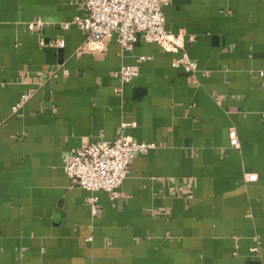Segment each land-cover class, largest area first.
Segmentation results:
<instances>
[{"label": "crops", "instance_id": "1", "mask_svg": "<svg viewBox=\"0 0 264 264\" xmlns=\"http://www.w3.org/2000/svg\"><path fill=\"white\" fill-rule=\"evenodd\" d=\"M82 2L0 0V264H264V0H170L177 53L88 43ZM121 135L154 147L93 213L65 165Z\"/></svg>", "mask_w": 264, "mask_h": 264}, {"label": "built area", "instance_id": "2", "mask_svg": "<svg viewBox=\"0 0 264 264\" xmlns=\"http://www.w3.org/2000/svg\"><path fill=\"white\" fill-rule=\"evenodd\" d=\"M170 0H83L84 15L75 17L71 24L79 26L85 33L88 43H102L115 38L123 51H132L141 34L145 41L156 43L166 53H177L183 49L184 35L170 34L164 28L163 7ZM42 25V20L28 23L29 29ZM68 28V23H62ZM56 47H63L58 40ZM146 57H140L144 61ZM175 65L193 73L197 69L195 61L185 53L175 59ZM139 74V65H123L114 75L122 84L128 83ZM119 91V90H117ZM29 95H22L13 107L17 112L27 101ZM230 144L239 146L232 129L229 132ZM153 144L138 142L127 135H121L112 141H98L74 149L65 165L66 175L71 184L91 193L87 203L93 213L96 212L97 197L102 191L111 200L118 198L119 189L127 177L131 160L139 153L153 148ZM255 181L256 175L246 176Z\"/></svg>", "mask_w": 264, "mask_h": 264}]
</instances>
